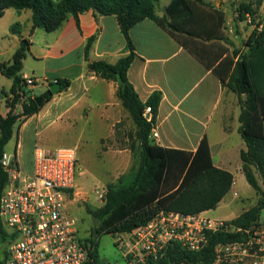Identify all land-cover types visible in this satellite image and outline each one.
Returning a JSON list of instances; mask_svg holds the SVG:
<instances>
[{
	"label": "trees",
	"instance_id": "obj_1",
	"mask_svg": "<svg viewBox=\"0 0 264 264\" xmlns=\"http://www.w3.org/2000/svg\"><path fill=\"white\" fill-rule=\"evenodd\" d=\"M262 3L263 0L241 1L237 8L239 20L245 21L247 13L256 16ZM157 4L158 0H0V18L9 9L32 12V36L37 29L55 32L70 16L78 21L80 14L93 11L98 16H115L127 41L130 54L116 64L105 61L88 64L89 72L118 83L117 96L136 125L135 139L140 146L139 161L117 184L108 186L105 204L97 210H87L97 225L89 239L94 247L95 264H105L99 255L102 233L114 237L132 232L153 221L161 212L194 216L215 210L231 192L234 183L230 172L216 167L207 137L196 152L161 147L153 140L152 129L156 125L162 93L155 92L143 102L128 79V70L134 60L130 30L146 19L169 31L237 96L241 106L239 132L246 144L241 152L243 172L258 196L255 206L232 221L241 232H210L207 245L198 252L172 243L161 259L150 264H215L217 246L246 242L248 235L244 230L257 224L264 213V189L260 184L261 181L264 186V29L251 33L246 42L247 52L230 53L223 11L204 0H172L161 17L157 14ZM14 29L15 26L12 31ZM93 42L94 38L89 40L86 55ZM30 46L28 40H22L12 62L0 63L1 73L13 82L9 92L12 97L7 99L9 111L5 116L0 115V201L8 182L2 159L16 125L37 114L54 97L50 89L34 95L22 77ZM56 83L60 85L58 93L67 91L71 85L69 80L62 79ZM7 95L0 90V99ZM39 99H42L41 106ZM19 106L21 112H17ZM147 107L152 109L151 121L145 117ZM132 138L130 135L129 139ZM132 143L130 148L135 151V142ZM1 235L0 245L6 239L2 229ZM3 254L5 250L0 252V262Z\"/></svg>",
	"mask_w": 264,
	"mask_h": 264
},
{
	"label": "crops",
	"instance_id": "obj_2",
	"mask_svg": "<svg viewBox=\"0 0 264 264\" xmlns=\"http://www.w3.org/2000/svg\"><path fill=\"white\" fill-rule=\"evenodd\" d=\"M171 1H167L164 10ZM204 1L225 13L226 25L236 27L242 24L237 20L239 3L250 0ZM157 14L162 17L164 12L157 11ZM258 15L264 18V0ZM31 28V11H6L0 18V63H11L22 40H28L31 46L24 60L22 77L36 80L32 88L34 95L45 93L58 79L69 80L71 85L67 91L54 95L37 114L18 122L15 127V132L18 127L17 148L14 154L5 149V154L14 156L26 172L32 173L34 149L41 133L67 118L82 122L101 144V150L105 149L103 158L110 180L129 174L139 161L140 152L138 145L135 151L128 145L118 147L119 142L129 141L117 131L118 124L128 113L117 96L118 83L88 70L89 63L116 64L130 54L117 18L88 11L80 14L78 21L70 16L52 33L37 29L32 36ZM92 38L94 42L86 55L85 48ZM130 38L134 46V60L128 70L130 83L143 102L155 92L162 93L155 143L165 148L196 152L207 137L216 167L234 176L231 190L234 192L237 177H245L241 152L246 149L239 132L241 106L235 105L237 96L155 21L146 19L135 25L130 30ZM12 84V80L0 71V90L8 94L0 99V115L5 116L9 111L7 99L12 97L9 94ZM38 88H42L40 94L36 93ZM31 132H36L37 139L33 146L27 147ZM108 182L102 186H107ZM260 184L264 189L261 181ZM234 194L238 196L237 192ZM212 211L201 215L208 217Z\"/></svg>",
	"mask_w": 264,
	"mask_h": 264
},
{
	"label": "built area",
	"instance_id": "obj_3",
	"mask_svg": "<svg viewBox=\"0 0 264 264\" xmlns=\"http://www.w3.org/2000/svg\"><path fill=\"white\" fill-rule=\"evenodd\" d=\"M244 16L252 25L253 16L248 13ZM258 30L261 32L263 26ZM25 81L29 89L36 86L32 77ZM145 117L152 120L151 107L146 108ZM152 138H158L156 126L152 129ZM2 165L8 182L0 201V238L1 229L6 233L5 242L0 245V252L5 247L0 264H95L93 244L81 235L79 219L72 209L89 197L101 208L108 187L101 185L90 192L80 187L76 148L37 146L32 173L26 172L18 160L8 154L3 155ZM232 221L201 214L161 212L147 225L114 237L125 264H150L161 259L172 243L198 252L207 245L210 232H241ZM244 232L248 235L246 242L217 246L215 264L229 258L241 263L254 247L261 246L264 216ZM260 251H264L262 246Z\"/></svg>",
	"mask_w": 264,
	"mask_h": 264
},
{
	"label": "rangeland",
	"instance_id": "obj_4",
	"mask_svg": "<svg viewBox=\"0 0 264 264\" xmlns=\"http://www.w3.org/2000/svg\"><path fill=\"white\" fill-rule=\"evenodd\" d=\"M168 0H160L158 4L157 11L159 14L164 12V7L167 4ZM253 16V24L250 25L247 20L240 21L237 17V20L242 22L241 25L233 27L232 24L225 25L227 41L226 45L228 46L230 53L235 51H240L241 54L247 52L248 47L246 42L252 32L260 33L258 30L259 26L262 25L264 29V18L260 17L257 13L256 16ZM42 88L36 89V93L40 94ZM235 105L240 108V103L236 97ZM17 112H21V107H18ZM127 117L121 121L117 126V131L119 136H124L129 138L131 135L132 140L129 139L127 143L119 142L118 147H124L125 145H132V142H135V148L137 146V141L135 139V132L137 130L135 123L131 119L128 113ZM23 120L20 121L22 123ZM17 130L16 128L15 136L10 141L6 147L7 153L14 154L17 148ZM38 130H42L39 129ZM30 139L27 140L26 146L30 144L34 145L36 141V132H31ZM40 141L38 143L39 147L47 149H56L59 147H71L76 148L79 159V172L77 175V181L80 184V187L84 191L90 192L92 189L101 186L105 183L107 186L111 184H117L119 178L110 180L108 174V165L104 160V150H101V144L95 140L94 135H90L89 130L84 127L82 122L76 123L74 120H68L63 118L61 121H58L51 128L42 132L40 135ZM139 146V145H138ZM140 150V146L139 149ZM122 177V176H121ZM120 177V178H121ZM129 180H126V184ZM90 190V191H89ZM234 192H237L238 196L236 197ZM234 192H231L225 200L209 214L211 219H223V220H234L240 216L246 210H249L255 206L258 202V196L255 190L249 185L246 178L237 177L236 184L234 187ZM100 208V205L95 202V199L89 197L87 201H80L77 207H73L72 213L79 219V226L81 230V235L90 239L92 233L95 231L97 225L87 212L88 209L97 210ZM100 242V259L105 262V264H125L122 257V252L116 246L115 237L109 234L102 233L99 238ZM261 246L264 248V241L261 243ZM261 246H256L251 250L250 256L245 258L243 262L238 263L233 258L222 259L218 264H264V251H260ZM5 247H2V251Z\"/></svg>",
	"mask_w": 264,
	"mask_h": 264
},
{
	"label": "water",
	"instance_id": "obj_5",
	"mask_svg": "<svg viewBox=\"0 0 264 264\" xmlns=\"http://www.w3.org/2000/svg\"><path fill=\"white\" fill-rule=\"evenodd\" d=\"M50 90L51 92L56 95L58 94L59 90H60V85L57 84L56 82L50 86ZM38 104L41 106L42 105V99H39ZM97 235V232H95V236Z\"/></svg>",
	"mask_w": 264,
	"mask_h": 264
}]
</instances>
